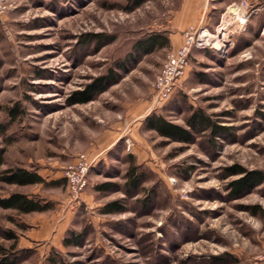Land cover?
Wrapping results in <instances>:
<instances>
[{
    "label": "rangeland",
    "instance_id": "rangeland-1",
    "mask_svg": "<svg viewBox=\"0 0 264 264\" xmlns=\"http://www.w3.org/2000/svg\"><path fill=\"white\" fill-rule=\"evenodd\" d=\"M236 1H3L0 177L23 167L45 183L0 180V197L22 192L48 208L0 206V264H49L52 254L67 264H264V182L233 195L243 174L229 170L264 174V11L240 29L224 14ZM178 26L182 40L195 29V43L174 91L156 102L155 76L176 47L143 52L135 42ZM100 76H111L102 92L69 103ZM195 110L226 131L185 143L146 127L152 114L186 127ZM80 154L97 162L74 199L64 176ZM130 166L139 189L126 193ZM104 182L114 186L95 189ZM115 200L124 210L102 213ZM71 232L80 243L66 246Z\"/></svg>",
    "mask_w": 264,
    "mask_h": 264
},
{
    "label": "trees",
    "instance_id": "trees-1",
    "mask_svg": "<svg viewBox=\"0 0 264 264\" xmlns=\"http://www.w3.org/2000/svg\"><path fill=\"white\" fill-rule=\"evenodd\" d=\"M145 0H134V4L138 5L144 2ZM92 39H96V41L100 42L104 38L102 34L94 33L92 35ZM105 40H108L109 37H105ZM135 46L139 49H142L143 52H151L155 48L165 47L169 44V39L166 36L161 34H152L143 39L135 42ZM111 80V76H100L95 82L88 84L85 89L81 92H75L73 98H70L69 103H85L90 101L95 94L102 92L109 81ZM186 127L173 123L172 121L167 120L165 117L159 114H152L147 117L145 120L146 127L148 129L154 130L159 136L166 137L171 140H176L179 142L189 143L192 141L195 135L201 134L203 132L210 133V140L213 139L217 135H221V133L226 131L225 126H219L214 121L211 120L209 116L202 111L195 110L193 111L189 117L186 119ZM1 162V159H0ZM232 174H243L242 177L237 178L233 182H231V189L233 195L240 194L243 190L249 189L251 187L259 185V183L264 182V174L260 171H244L240 168H236L233 166L230 168ZM126 180H125V192L127 193L130 190L136 191L139 189L140 177L135 172V167L130 166L128 171L126 172ZM0 180L6 184H15L19 186L30 185L35 183H45V179L38 174L34 170H29L23 167H15L6 169ZM114 186V183L104 182L97 184L95 186L96 190H108ZM0 206L6 209H13L20 213H29L33 211H44L48 208V204L41 203L39 200H35L34 198L28 197L26 194L22 192H11L8 196L0 197ZM124 210V206L121 205L117 200L109 201L104 204L102 207V213H116L122 212ZM7 238H14L13 234L7 233ZM82 237L81 233H73L71 232L70 239L68 237L63 239L64 245H78L80 243V239ZM50 256L48 258L49 264H67L61 259L59 255ZM2 264H14L15 261H8L6 258L1 262Z\"/></svg>",
    "mask_w": 264,
    "mask_h": 264
},
{
    "label": "built area",
    "instance_id": "built-area-1",
    "mask_svg": "<svg viewBox=\"0 0 264 264\" xmlns=\"http://www.w3.org/2000/svg\"><path fill=\"white\" fill-rule=\"evenodd\" d=\"M0 0V12L2 3ZM256 10L264 11V0H257L256 6H252L249 0H238L230 3L226 11L229 16V24L240 29L246 26V22ZM264 29V27H263ZM196 31L193 28L185 30L181 44L167 52L166 57L154 79V99L162 102L169 98L175 89L177 80L184 74L188 56L192 45L195 43ZM94 158L87 159L84 154L78 156V167L69 166L65 172V179L68 185V193L74 199H78L79 192L86 185L85 176L88 170L95 164Z\"/></svg>",
    "mask_w": 264,
    "mask_h": 264
},
{
    "label": "crops",
    "instance_id": "crops-1",
    "mask_svg": "<svg viewBox=\"0 0 264 264\" xmlns=\"http://www.w3.org/2000/svg\"><path fill=\"white\" fill-rule=\"evenodd\" d=\"M184 6L185 5L182 4V6H181L182 8L180 7L178 9L177 14L181 15L183 13ZM193 6H195V4ZM193 8H195V9L193 11H191L190 13H192V15H196L197 14V10H196L197 7H193ZM178 30L182 31L181 28L178 26V28H176V30L168 31L166 34V37L169 39V43H170L171 47H178L181 44L182 35H181V33H179ZM96 162H97V159H96Z\"/></svg>",
    "mask_w": 264,
    "mask_h": 264
},
{
    "label": "bare ground",
    "instance_id": "bare-ground-1",
    "mask_svg": "<svg viewBox=\"0 0 264 264\" xmlns=\"http://www.w3.org/2000/svg\"><path fill=\"white\" fill-rule=\"evenodd\" d=\"M224 14H226L227 15V23L229 22V16H228V13L227 12H225ZM223 14V15H224ZM226 28V21L223 19L222 21H221V23L218 25V27H217V30H218V32L219 31H222L223 29H225ZM205 35V34H204ZM204 35H202V36H204ZM208 44V43H207ZM215 45L217 46V47H219V46H221V44L218 42V41H215Z\"/></svg>",
    "mask_w": 264,
    "mask_h": 264
}]
</instances>
